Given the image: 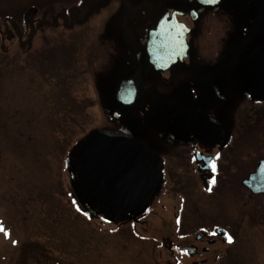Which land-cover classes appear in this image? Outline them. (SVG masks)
<instances>
[{"label": "flooded vegetation", "instance_id": "1", "mask_svg": "<svg viewBox=\"0 0 264 264\" xmlns=\"http://www.w3.org/2000/svg\"><path fill=\"white\" fill-rule=\"evenodd\" d=\"M105 18L109 40L92 45L109 43L113 63L103 126L96 129L120 132L153 152L161 183L142 215L99 222L107 234L120 233V242L148 244L142 250L150 249L155 264H235L228 218L205 217L201 207L239 188L244 195L234 192L233 207L249 219L250 200L264 197L245 184L264 159H249L252 170L240 176L237 165L239 120L243 130L252 128L253 110L264 107V95L245 86L246 62L264 50V0H16L0 8V48L77 44ZM177 38L187 47L182 41V50L172 49ZM161 46L171 48L169 56ZM217 155L213 174L210 160Z\"/></svg>", "mask_w": 264, "mask_h": 264}, {"label": "rangeland", "instance_id": "2", "mask_svg": "<svg viewBox=\"0 0 264 264\" xmlns=\"http://www.w3.org/2000/svg\"><path fill=\"white\" fill-rule=\"evenodd\" d=\"M13 4L0 0V8ZM106 20L77 44L0 48V264H155L150 249L142 250L148 244L120 242V233L107 234L99 220L88 219L70 182L74 146L103 126L112 48L92 42L109 40ZM253 113L252 128H240L241 118L237 128V154L245 159H238V176L252 170L249 159H264V107ZM234 192L244 195L229 188L205 199L201 213L228 218L235 264H264V197L250 200L248 219L234 209Z\"/></svg>", "mask_w": 264, "mask_h": 264}, {"label": "water", "instance_id": "3", "mask_svg": "<svg viewBox=\"0 0 264 264\" xmlns=\"http://www.w3.org/2000/svg\"><path fill=\"white\" fill-rule=\"evenodd\" d=\"M168 18L167 14L161 18L159 30ZM164 32L158 31V35ZM152 40L151 31L149 44ZM175 41L177 45L172 49L182 50L181 43L186 44V39ZM150 50L149 47L148 53ZM158 50L165 57L170 55L171 48L161 46ZM245 73L247 90L255 97L264 95V50L259 49L249 58ZM68 172L83 213L99 221L103 216L120 222L129 214L142 215L161 183L155 154L126 135L108 129L93 130L76 143ZM245 184L253 193L264 194V162Z\"/></svg>", "mask_w": 264, "mask_h": 264}, {"label": "snow or ice", "instance_id": "4", "mask_svg": "<svg viewBox=\"0 0 264 264\" xmlns=\"http://www.w3.org/2000/svg\"><path fill=\"white\" fill-rule=\"evenodd\" d=\"M218 159H219V156L217 155L216 157H214V158H212V159L210 160V171H211L213 174H215V173L217 172V164H216V161H217ZM215 182H216V180H215V176L213 175V177H212L210 183H211V184H215ZM207 190H208V191H211L212 188L209 187ZM177 223H179V221H177ZM0 231H3V228H2V227H0ZM215 234H216V233H212V235H215ZM226 238H227L228 243H230V244L233 243V238H232L230 235H227V234H226Z\"/></svg>", "mask_w": 264, "mask_h": 264}]
</instances>
